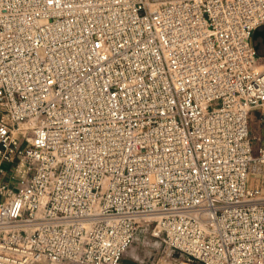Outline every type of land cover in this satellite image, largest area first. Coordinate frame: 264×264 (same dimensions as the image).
<instances>
[{
  "label": "built area",
  "instance_id": "1",
  "mask_svg": "<svg viewBox=\"0 0 264 264\" xmlns=\"http://www.w3.org/2000/svg\"><path fill=\"white\" fill-rule=\"evenodd\" d=\"M263 27L264 0H0V264H120L142 224L264 264Z\"/></svg>",
  "mask_w": 264,
  "mask_h": 264
},
{
  "label": "rangeland",
  "instance_id": "2",
  "mask_svg": "<svg viewBox=\"0 0 264 264\" xmlns=\"http://www.w3.org/2000/svg\"><path fill=\"white\" fill-rule=\"evenodd\" d=\"M258 113L253 112L249 117L250 121V136L260 137V143L264 141V130L257 122ZM259 142L255 145V151L260 145ZM152 225L142 224L139 231L128 251L125 253V261L128 264H164L170 262L172 264H198L197 262L188 259V257L168 250L164 244L151 236ZM61 264H74L63 262Z\"/></svg>",
  "mask_w": 264,
  "mask_h": 264
},
{
  "label": "water",
  "instance_id": "3",
  "mask_svg": "<svg viewBox=\"0 0 264 264\" xmlns=\"http://www.w3.org/2000/svg\"><path fill=\"white\" fill-rule=\"evenodd\" d=\"M258 39H261L262 41V46H263V49H264V27L261 28V29H258L254 32V35H253V41H257ZM255 49L258 50L259 49V44H257L255 46Z\"/></svg>",
  "mask_w": 264,
  "mask_h": 264
},
{
  "label": "crops",
  "instance_id": "4",
  "mask_svg": "<svg viewBox=\"0 0 264 264\" xmlns=\"http://www.w3.org/2000/svg\"><path fill=\"white\" fill-rule=\"evenodd\" d=\"M125 256H127V255H125ZM125 256L121 259L120 264H128L127 261H125V258H127Z\"/></svg>",
  "mask_w": 264,
  "mask_h": 264
}]
</instances>
